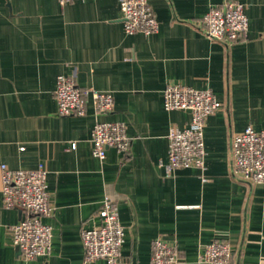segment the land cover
Wrapping results in <instances>:
<instances>
[{"label": "crops", "instance_id": "crops-1", "mask_svg": "<svg viewBox=\"0 0 264 264\" xmlns=\"http://www.w3.org/2000/svg\"><path fill=\"white\" fill-rule=\"evenodd\" d=\"M224 1L149 0L159 30L130 34L120 0H0V264L22 260L13 226L23 218L3 204L2 165L40 164L55 209L44 218L50 250L36 264H86L82 230L100 223L108 199L125 227L120 264H151L157 237L176 244L180 264H197L216 239L230 242L233 264H264V185L235 177L231 162L233 135L264 129V0H239L249 29L230 45L202 28ZM60 74L86 93V115L58 113ZM171 83L210 88L222 102L206 121L203 169L167 173L169 132L191 119L188 110L165 109ZM92 90L113 94L114 110L98 114ZM96 120L123 122L128 152L95 156Z\"/></svg>", "mask_w": 264, "mask_h": 264}, {"label": "built area", "instance_id": "built-area-1", "mask_svg": "<svg viewBox=\"0 0 264 264\" xmlns=\"http://www.w3.org/2000/svg\"><path fill=\"white\" fill-rule=\"evenodd\" d=\"M71 0H59L66 4ZM127 33L152 34L159 30V22L149 0H120ZM247 6L239 0H225L212 6L202 19L204 32L212 39L226 45L233 44L249 29ZM55 95L58 113L63 116H84L87 113L86 93L74 76L60 74ZM98 114L114 110L115 99L109 92L92 90ZM163 104L167 110H188L191 119L184 128L172 127L169 132L167 173L177 168L205 167V126L208 117L222 107L214 91L197 89L181 83H171L163 91ZM93 154L104 160L107 149L128 152L131 137L123 122L96 120L91 138ZM76 144H73L75 146ZM232 172L235 177L264 185V129L247 126L231 139ZM3 204L7 208H21L23 218L13 226L14 243L21 250L18 264H36L34 259L49 252L53 227L44 222L54 213L47 189V170L43 164L34 169H12L2 165ZM100 223L84 227L82 240L85 263L104 259L106 264H120L125 227L120 221L117 206L106 200L98 211ZM151 264H180L176 244L162 237L152 242ZM234 251L228 240L216 239L205 245L197 264H233Z\"/></svg>", "mask_w": 264, "mask_h": 264}, {"label": "water", "instance_id": "water-1", "mask_svg": "<svg viewBox=\"0 0 264 264\" xmlns=\"http://www.w3.org/2000/svg\"><path fill=\"white\" fill-rule=\"evenodd\" d=\"M20 252H21V250H20Z\"/></svg>", "mask_w": 264, "mask_h": 264}]
</instances>
